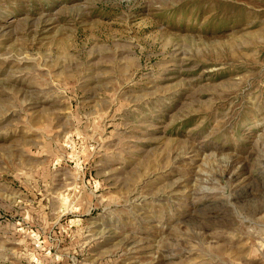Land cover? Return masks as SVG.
Returning <instances> with one entry per match:
<instances>
[{
    "label": "rangeland",
    "instance_id": "obj_1",
    "mask_svg": "<svg viewBox=\"0 0 264 264\" xmlns=\"http://www.w3.org/2000/svg\"><path fill=\"white\" fill-rule=\"evenodd\" d=\"M0 264H264V0H0Z\"/></svg>",
    "mask_w": 264,
    "mask_h": 264
}]
</instances>
